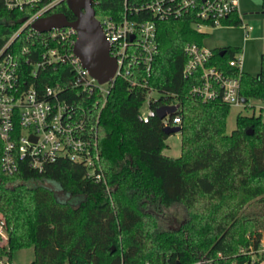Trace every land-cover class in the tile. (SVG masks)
<instances>
[{
	"label": "trees",
	"instance_id": "1",
	"mask_svg": "<svg viewBox=\"0 0 264 264\" xmlns=\"http://www.w3.org/2000/svg\"><path fill=\"white\" fill-rule=\"evenodd\" d=\"M48 0L8 6L0 0V49L8 50L24 71L44 49L28 17ZM264 9V0H261ZM97 14L120 15L122 0L93 3ZM75 17L60 1L44 12ZM241 24L236 14L225 19ZM204 32L185 18L158 20L157 52L146 85L130 86L118 77L104 106L96 111V134L104 181L86 176L83 164L69 159L42 170L24 160L7 173L0 166V258L31 243L32 264H258L264 258V115L238 113L226 132L230 105L189 95L195 77H185L183 46L202 44ZM23 47L29 51L21 53ZM224 54L221 55L220 52ZM241 47L212 48L211 64L236 74L228 60ZM64 67L46 68L36 87L52 84ZM259 71L243 73V96L264 97V52ZM25 74V73H24ZM141 76L142 73L140 72ZM135 77V76H133ZM137 80L142 78L137 77ZM59 80V79H58ZM63 82V81H62ZM151 86L160 94L152 107L178 101L180 155L163 153L168 135L157 115L142 121L139 112ZM76 95V90L73 91ZM74 98H77L75 96ZM251 130L248 133L247 130ZM3 141L0 140V154ZM57 189H62L59 194ZM2 192L13 196L6 198ZM181 205L179 225L162 224L164 210ZM25 240L24 241H21Z\"/></svg>",
	"mask_w": 264,
	"mask_h": 264
},
{
	"label": "built area",
	"instance_id": "2",
	"mask_svg": "<svg viewBox=\"0 0 264 264\" xmlns=\"http://www.w3.org/2000/svg\"><path fill=\"white\" fill-rule=\"evenodd\" d=\"M40 0H7L8 6H21L27 2ZM66 0H48L37 12L27 18L23 26L50 6ZM99 0H91V5ZM238 0H122L120 15L97 14L105 39L109 43V55L116 59L115 74L110 81L100 83L82 64L74 53L77 38L71 26L53 27L39 32L31 27L44 49L38 59L26 58L31 67L22 69L14 52L8 50L12 38L0 49V140L3 141L0 166L13 174L18 161L24 160L36 170L59 159H69L84 165L86 176L95 181H104V171L100 163L99 144L96 134L98 116L96 111L104 106L111 87L118 77L129 80L130 86L146 85V76L152 72V62L157 52L158 20L185 18L192 27L202 32L205 27L230 25L225 19L238 12ZM244 35L252 30V25L241 22ZM29 51L23 47L22 54ZM186 61L182 67L185 77H195L189 95L201 101L219 99L230 106L246 104L248 97L240 93L242 53L228 60V66L236 69V74L227 73L210 63L212 48L195 41L183 46ZM62 68L61 76L52 84L36 87L34 79L39 71L46 68ZM142 73V76L140 74ZM25 73V74H24ZM146 75V76H145ZM135 76V77H133ZM140 77L142 80H137ZM63 81V82H62ZM146 110L139 112L144 121L156 115L160 105H177L173 113H166L161 120L163 126L180 125L177 112L180 103L170 101L151 106L155 88L148 86ZM76 90V95H74ZM77 96V98H74ZM245 97L243 101L242 98ZM258 113L264 115V97L259 98ZM4 219L0 218V234L4 235ZM11 264L0 260V264Z\"/></svg>",
	"mask_w": 264,
	"mask_h": 264
},
{
	"label": "rangeland",
	"instance_id": "3",
	"mask_svg": "<svg viewBox=\"0 0 264 264\" xmlns=\"http://www.w3.org/2000/svg\"><path fill=\"white\" fill-rule=\"evenodd\" d=\"M241 18L244 22L254 27L253 36L247 42L243 41V30L239 25H223L218 27H205L202 32L205 33L202 44L205 47L217 48L230 45L233 41H241L243 47V65L242 68L250 73L256 74L259 66V51L264 49V13L262 3L258 0H239ZM252 36V35H251ZM244 44V45H243ZM157 91L152 92L153 97H159ZM246 104L242 106H230L226 115V132L230 133L236 126V115L246 112L258 114L259 98L248 97ZM147 104L144 103L142 110H146ZM166 147L163 153L178 157L180 155L181 136L180 132L171 133L166 139ZM6 198L13 196L10 193L2 192ZM165 220L162 224L167 226H178L184 218V209L181 205L172 206L164 210ZM24 241L25 240H22ZM34 259L33 246L29 243H21L7 254H3L0 258L2 261H9L11 264H32ZM3 264V263H1Z\"/></svg>",
	"mask_w": 264,
	"mask_h": 264
},
{
	"label": "water",
	"instance_id": "4",
	"mask_svg": "<svg viewBox=\"0 0 264 264\" xmlns=\"http://www.w3.org/2000/svg\"><path fill=\"white\" fill-rule=\"evenodd\" d=\"M66 6L74 15L73 20H69L64 12H52L39 16L30 22V26L39 32H44L53 27L71 26L77 32L74 44V53L78 56L88 72L95 77L98 82L110 81L115 74L116 59L109 55V43L105 39L102 26L95 17V8L91 5V0H66ZM264 13V10H263ZM221 55L224 54L222 51ZM245 100V97L242 98ZM177 105H160L156 108V115L161 119L166 113H173ZM167 134L180 132L181 126L163 127ZM251 133V130H247ZM59 194H63L62 189H57Z\"/></svg>",
	"mask_w": 264,
	"mask_h": 264
},
{
	"label": "crops",
	"instance_id": "5",
	"mask_svg": "<svg viewBox=\"0 0 264 264\" xmlns=\"http://www.w3.org/2000/svg\"><path fill=\"white\" fill-rule=\"evenodd\" d=\"M260 3H261V0H258ZM238 4H239V0H238ZM263 9V8H262ZM264 10V9H263ZM238 12H239V16H240V18H241V11H240V4H239V6H238ZM241 20H242V18H241ZM243 22H244V20H242ZM244 23H246V22H244ZM226 25H228V24H226ZM239 27H241L242 28V30H243V34H242V36H243V41H244V44H245V42H247V40H249L251 37H254L255 38V36H253V32H254V27L252 26V30H250L249 32H248V35L247 36H245L244 35V29H243V27H242V25L240 24V26ZM252 35V36H251ZM243 44V45H244ZM230 45L231 46H237V47H241V53H242V58H243V47H242V45H241V41H233V43H230ZM264 52V49L263 50H261V51H259V61H258V63H259V65H260V59H261V53H263ZM242 65H243V60H242ZM242 65H241V69H242V71H243V73H248V72H246L243 68H242ZM258 68H259V66H258ZM260 69V68H259ZM259 69H258V71H259ZM258 264H264V258L262 259V261L261 262H259Z\"/></svg>",
	"mask_w": 264,
	"mask_h": 264
}]
</instances>
